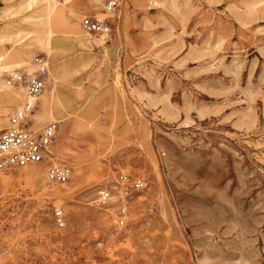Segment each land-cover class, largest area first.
<instances>
[{
	"label": "rangeland",
	"instance_id": "374dc122",
	"mask_svg": "<svg viewBox=\"0 0 264 264\" xmlns=\"http://www.w3.org/2000/svg\"><path fill=\"white\" fill-rule=\"evenodd\" d=\"M19 1L0 0V27L32 33ZM178 1V13L119 0L115 15L76 19L109 18L107 36L80 25L104 37L107 51L57 54L86 64L61 88L79 83L82 95L60 108L65 127L30 115L35 131L56 126L48 157L35 164L40 180L25 166L0 170V264H264V0L252 14L251 0ZM35 56L51 64L52 56ZM21 100L0 104V131ZM51 163L67 166L69 180L48 181ZM120 174L141 188L123 197Z\"/></svg>",
	"mask_w": 264,
	"mask_h": 264
},
{
	"label": "bare ground",
	"instance_id": "6f19581e",
	"mask_svg": "<svg viewBox=\"0 0 264 264\" xmlns=\"http://www.w3.org/2000/svg\"><path fill=\"white\" fill-rule=\"evenodd\" d=\"M152 1L154 4H161L169 10L177 13L181 12V4L178 0ZM259 3H261V0H251L249 5L246 6V12L252 14ZM103 4L102 0H20L18 11L29 12L23 18V22L36 28L32 33H29L20 29L12 32L10 31V24H4L0 27V104L8 106L11 103H15L21 95L22 100L24 99L25 88L23 84H11L7 81L5 75L19 68L32 73L37 65L33 62L31 56L35 50H39L46 55L52 56L49 66L46 62L44 63L50 87L44 88L38 98L37 106L39 108H34L32 114L33 122L59 121L62 123V127H65L67 122L64 121L65 119L62 116L58 115V112L60 108L67 106L72 95L80 96L83 90L79 83H74V88L72 90L68 89L67 93H65L61 91L62 83L65 79L71 78L76 74L79 69L77 65L84 67L86 64L79 61L80 58L74 60L73 63L67 60H59L57 54H60L59 52L63 51L66 46L80 51H89L93 46H101L104 51H107L105 38L95 37L83 31L79 20H76L80 19V16L88 11L104 14L106 8L103 9ZM238 18L240 19V16ZM21 32L29 35L30 41L28 43L18 44L10 48L2 45L4 41H11L19 36ZM153 43L155 44V42ZM172 47L173 43H170L168 48ZM35 164L38 163L25 165L24 174L38 181L40 180L41 169ZM54 194L57 195L58 192H54Z\"/></svg>",
	"mask_w": 264,
	"mask_h": 264
},
{
	"label": "built area",
	"instance_id": "2783aa9c",
	"mask_svg": "<svg viewBox=\"0 0 264 264\" xmlns=\"http://www.w3.org/2000/svg\"><path fill=\"white\" fill-rule=\"evenodd\" d=\"M119 8V0H106V12L115 15ZM80 25L88 32L107 36L111 24L108 17L84 16ZM33 62L37 67L32 73L23 69H15L7 75V81L11 84H23L25 96L21 104L13 109L8 117V126L0 131V170H7L27 164L41 163L49 155V146L55 137L56 126L53 123L45 125L40 130L29 127L30 115L37 105L38 98L45 88L44 74L46 73L45 62L35 56ZM48 181L64 183L70 178V170L63 164L51 163L46 170ZM141 181H134L130 176L120 174L115 182V188L123 197H128L133 191L142 186ZM111 198L110 191H99V203H106ZM117 226L122 228L126 225L124 216L126 207L122 203L117 209ZM53 218L58 228L65 226L62 209H53Z\"/></svg>",
	"mask_w": 264,
	"mask_h": 264
}]
</instances>
